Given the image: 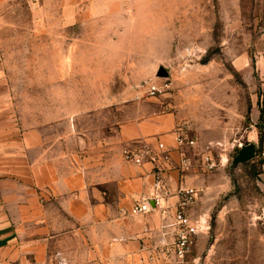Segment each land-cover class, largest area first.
I'll return each instance as SVG.
<instances>
[{"label":"rangeland","instance_id":"rangeland-1","mask_svg":"<svg viewBox=\"0 0 264 264\" xmlns=\"http://www.w3.org/2000/svg\"><path fill=\"white\" fill-rule=\"evenodd\" d=\"M0 64L21 129L90 148L121 152L122 127L155 114L201 146L264 133V0H0ZM237 153L189 174L211 230L181 264H264V175Z\"/></svg>","mask_w":264,"mask_h":264},{"label":"crops","instance_id":"crops-1","mask_svg":"<svg viewBox=\"0 0 264 264\" xmlns=\"http://www.w3.org/2000/svg\"><path fill=\"white\" fill-rule=\"evenodd\" d=\"M12 104L0 90V264H177L162 247V240L172 243L173 229L163 227L173 221L177 198L168 200L166 217L132 213L151 194L152 166L125 162L114 138L90 148L50 128L21 129ZM176 128L173 117L155 114L124 125L117 142L175 147ZM260 138L254 133L250 143ZM172 156L173 191L199 187L197 176L179 170L177 149Z\"/></svg>","mask_w":264,"mask_h":264},{"label":"built area","instance_id":"built-area-1","mask_svg":"<svg viewBox=\"0 0 264 264\" xmlns=\"http://www.w3.org/2000/svg\"><path fill=\"white\" fill-rule=\"evenodd\" d=\"M162 93L161 87L153 85L150 89L152 96ZM175 147H169L164 142L153 144L149 141H135L125 144L121 149V155L125 162L136 165L152 166L153 185L149 198L136 203L132 209L133 215H143L158 211L162 217H166L170 206L168 200L176 197L175 213L172 223L164 226V229H173L172 243L168 244L162 240V247H170L177 264H181L194 246L200 235L207 234L211 230L210 217L201 215L193 217V209L198 191L192 187L180 184L177 190L173 191L170 174L173 171L174 159L173 148L179 151V170L183 175L192 172L213 173L219 167L225 166L230 161V156L238 151L244 144L234 141H211L201 146L198 140L190 137L184 129L176 131ZM192 151L193 154H188ZM256 161L264 175V137L261 139L256 153ZM168 234L164 233V237ZM169 254V250L165 251ZM156 257L150 256L154 262ZM60 264H68L66 259H61Z\"/></svg>","mask_w":264,"mask_h":264},{"label":"water","instance_id":"water-1","mask_svg":"<svg viewBox=\"0 0 264 264\" xmlns=\"http://www.w3.org/2000/svg\"><path fill=\"white\" fill-rule=\"evenodd\" d=\"M158 77L167 78L169 76L168 71L165 68H161L158 71ZM257 146L253 143L244 144L233 159V165L248 163L256 159Z\"/></svg>","mask_w":264,"mask_h":264},{"label":"trees","instance_id":"trees-1","mask_svg":"<svg viewBox=\"0 0 264 264\" xmlns=\"http://www.w3.org/2000/svg\"><path fill=\"white\" fill-rule=\"evenodd\" d=\"M262 135H263V134L261 133V137H262ZM261 139H262V138H261ZM258 166L260 167V165H259V164H258ZM260 169H261V168H260Z\"/></svg>","mask_w":264,"mask_h":264}]
</instances>
